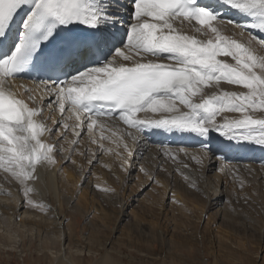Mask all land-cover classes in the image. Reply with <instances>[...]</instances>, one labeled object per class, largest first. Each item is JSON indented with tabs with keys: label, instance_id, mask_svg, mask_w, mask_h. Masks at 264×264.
I'll return each mask as SVG.
<instances>
[{
	"label": "bare ground",
	"instance_id": "6f19581e",
	"mask_svg": "<svg viewBox=\"0 0 264 264\" xmlns=\"http://www.w3.org/2000/svg\"><path fill=\"white\" fill-rule=\"evenodd\" d=\"M128 1L130 0H92V3L99 9L100 13H102L96 28L101 32L98 47L106 58V61L101 64L99 62H94V55L91 53L90 49L85 48L84 50H81L76 60L77 68L70 76V80L91 68L102 67L111 62L115 57L116 52L124 48H120V46L118 47L121 43L120 40H122L121 33L125 30L130 31L131 25L135 22V2ZM196 1L200 2L201 7L210 10L221 21L213 22V26L218 27V32L211 33V29L207 30L208 34L204 31L197 32L196 28H203V26L199 25L195 20H184L181 22L179 18H173L169 20V23H171L173 27L172 34L187 35L202 43H206L208 39H212L216 42V37L219 36L222 41H228L229 43L235 41L243 45L245 48H250L252 54L257 60L264 58V44L259 43V41H264V28L254 26L261 23L260 17L253 15L250 12L242 11L229 3L228 0ZM35 5L36 0H32L31 4H26L24 10H21L19 15L15 17L13 21L14 29L9 31L5 40L9 50L17 44L16 41L24 34L25 21L34 11ZM148 22L152 23L157 21H155L154 18H148ZM164 32L167 33L168 29H164ZM253 38L255 42H253ZM21 43L22 42L18 45ZM221 46L223 47L225 45L222 43ZM168 55L169 54L164 53L162 56L158 57L160 60H157L156 57L145 54L142 62L153 61L167 63L168 61L166 60ZM8 58L9 56L0 57V62H3ZM134 58L139 59V57ZM217 59L231 65L236 64L235 59L223 54L219 55ZM121 62L127 66H131L132 63L131 61ZM253 71L257 75H264V69L259 66L253 69ZM200 87L201 91L198 92L196 96L191 97L192 102L194 103H202L204 99H209L214 95H222L224 93L247 94L250 92L249 89L242 85H236L227 81H213L210 84L202 85ZM2 88L11 92L16 99L21 100L28 109L36 110L37 114L33 117V120L37 124L43 126L38 138L41 143L48 146L50 143L48 142L49 138L45 126L46 122L44 123L40 117L41 103L42 100L51 101L53 97L57 98L54 93L50 92L43 84L18 78L8 79L7 82L2 85ZM58 101L64 103V112L67 108H69L68 111H72L70 108V102L66 101L65 98H57V102ZM53 105V103H50L49 107H53ZM176 106L179 109V113L160 111L152 112L151 110H144L137 112L134 119L136 121H151L162 118H171L177 114L189 111V108L186 105L181 104L179 101H176ZM58 108V112L54 111L56 116L60 115L62 112L60 106ZM75 114L79 120L76 121L72 119V114L70 115L69 113H66V119L64 121L65 123L69 121V125L71 127L73 126L75 129H73L74 132H70L71 142L75 139L78 141V138H76L77 132L91 123L87 114L83 112H75ZM245 115L251 116L253 119H264V108L253 105L246 113L225 109L216 115L215 124L223 125L228 121L242 119ZM92 119H95L96 122L90 128V131H92V133H99L100 136L97 134L96 138H94V136L89 140L88 138L81 139L83 141L82 143H85L86 148L89 149L87 151H89L88 153L93 157L92 159H94V156H98L96 153L98 154V151L101 149L105 150L106 155V153L108 154L111 151L116 153L117 147H119L117 149L123 147V151L121 150L119 154L122 153V158L124 160L123 168L124 170H127L129 169L128 166L131 162V157L128 153L133 151L132 155L136 161L132 163L131 168H133V165L135 166V163H140L139 169L142 171V174H146V176L148 174L152 175L153 178L156 179V182L163 186L160 190L163 194L160 196L159 200H152L155 204L157 203L161 205L159 202H163L162 199L167 195L169 196L170 193L176 204L178 202L186 203L188 206L194 207L200 214L205 210L212 209L215 204L220 206L217 214L219 213L223 220L226 219V223L232 221V215L235 214L234 208L237 207V204H247L250 207L256 205V203V206L260 205L258 202L259 197L262 196L263 198L264 195V145L241 140L239 138H229L214 129H210L208 134L204 136L190 130L164 128L153 125H143L140 128H137L125 123L120 116L114 118L92 117ZM110 132L117 138H113ZM254 135H258V133H254ZM105 137H107V139L111 138L112 140L105 141ZM121 140H126V143H124L125 141L121 142ZM139 140L142 142L140 144L141 146L137 144ZM31 143H34V141ZM96 144H98L97 148ZM50 145L52 146V143ZM61 146L59 147L61 148ZM44 151L46 155L50 157L51 162H49V160H43L40 163H37L35 165L34 173V176L37 178L28 179L22 183L23 187L21 192L20 190H17L15 186L7 184V182L5 185L0 183V225L9 226L14 224V222L16 224H21L23 228H26L27 225H29L28 227L31 229L30 232H33V230L36 231V239L42 245L43 254L48 253V251L44 250H51L57 255L58 259L56 264H76L71 252H69V254H72H70V257L72 256V261L68 256H63L66 251L65 248L63 249V241H66L68 238L71 240L75 231L74 225L71 222L65 226L67 218L63 211L65 207L71 205V193H73L72 191L77 185V181L80 180L83 171L85 170L86 172V168L84 167L85 169L81 170L80 163V171L76 176H73L66 170L59 174V161L54 159L52 151L47 152L46 149ZM67 153L65 149L63 150L62 148L60 154L64 160L67 159ZM140 159L141 161H139ZM90 160L91 158L89 157L87 161ZM76 161L77 160L73 161L72 159V162ZM102 162L106 166V169L102 170L101 173L96 176L98 178V184H103V188L108 186L105 184L106 178H109L114 172H118L116 177L118 183H121L124 175L123 173H120L121 169L117 166L118 163L116 162V164L114 161L107 160H102ZM108 164L113 165L114 169L108 170ZM1 168L3 167H0V171ZM212 172L214 173L211 175L210 173ZM4 173L2 174L0 172V175H2L3 178ZM55 176L58 181L59 179L61 181V187L59 189L54 183ZM108 181H110V179ZM111 188H113V186ZM115 189L116 191L119 190L117 188ZM242 190L247 191L245 196L240 194ZM84 193L85 192H83V194ZM83 194L80 195V198H84ZM251 197H253V199H251ZM150 200L151 199H149V202H151ZM118 206H120V210L124 209L122 201H120ZM181 209L182 208L177 206V212L187 216V220L181 222L184 217L181 218L175 213L173 219H175L177 225L184 224L183 230L187 233L183 235H191L194 232L191 228L193 225V222H191L192 219L189 217L188 213L182 212ZM231 212L233 214H231ZM133 213L136 215L137 212L133 211ZM138 216L139 214H137V218ZM162 216H165V214L163 213ZM229 216H231V218H228ZM199 217L200 216L197 218ZM211 219L209 217L208 222H210ZM249 219L250 216L247 217V220ZM109 222L110 221H108V223ZM249 227L253 229V226ZM214 229L217 233V237L229 238V234H231L229 233V230L223 229L220 226H216ZM8 237L10 238L11 236ZM9 242H11V247L13 241ZM80 242L85 244V246L88 245L89 251H93L94 246L99 244L103 249H106L100 262L97 264H122L121 260L117 259V257L119 258L121 255L114 256L113 254H115L116 250H113L112 247L109 248L107 241L99 243L95 239V236H92L91 234L89 237L83 236L82 241ZM29 243L34 244L32 234ZM159 264L167 263L165 261Z\"/></svg>",
	"mask_w": 264,
	"mask_h": 264
},
{
	"label": "snow or ice",
	"instance_id": "6c2138e0",
	"mask_svg": "<svg viewBox=\"0 0 264 264\" xmlns=\"http://www.w3.org/2000/svg\"><path fill=\"white\" fill-rule=\"evenodd\" d=\"M27 2L0 0V35H3L15 11ZM228 2L260 17L261 23L254 26L264 28V0ZM195 4L196 0H136L135 22L131 25L127 44L116 52L111 62L91 68L70 81L37 83L43 84L57 98H65L72 111L88 114L91 120L89 129L96 122L92 117L119 115L125 123L137 128L153 125L190 130L204 136L214 129L229 138L264 145V119L245 115L223 125L215 124L216 115L225 109L246 113L253 105L264 108V75L253 71L257 66L264 69V58L257 60L250 48L235 41H222L219 36L216 42L208 39L202 43L187 35L172 34L169 20L173 18H179L181 22L195 20L203 26L196 28L197 32L208 34V29L211 33L218 32V27L213 26L214 21L221 22L218 17L206 8L195 7ZM100 15L102 13L92 0H36L35 9L25 21L24 28L26 33L40 29L50 17L64 25L80 22L96 27ZM148 18L157 22L150 23ZM52 27L44 39L52 34ZM164 29L168 32L165 33ZM222 43L225 46L222 47ZM259 43L264 44V41ZM25 52L26 45L22 42L10 58L0 62V167L11 170L21 183L37 178L34 176L35 165L43 160L51 162L44 150L52 151L38 138L43 126L33 120L36 110L28 109L21 100L2 88L12 78V73L22 68ZM163 53L169 54L167 63L142 62L145 54L160 60L158 57ZM221 54L232 57L236 64L218 60ZM121 61L132 63L127 66ZM213 81L242 85L250 92L224 93L204 99L202 103L192 102L191 97L201 91L200 86ZM176 101L186 105L189 111L167 119H134L137 112L144 110L179 113ZM96 103L102 108L107 107L108 111L93 113L91 108ZM59 106L63 111L64 103Z\"/></svg>",
	"mask_w": 264,
	"mask_h": 264
},
{
	"label": "rangeland",
	"instance_id": "374dc122",
	"mask_svg": "<svg viewBox=\"0 0 264 264\" xmlns=\"http://www.w3.org/2000/svg\"><path fill=\"white\" fill-rule=\"evenodd\" d=\"M121 34L122 40H120L121 43L119 42L118 47L123 48L128 41L130 31L125 30ZM50 103L54 104L53 107H49ZM59 103L60 101L57 102L55 97L51 101L42 100L41 103L40 117L44 123L46 122L48 142L52 143V146L48 144L47 147H51L54 159L59 161V174L66 170L76 176L80 168H82L81 170L86 168V172L83 171L84 175L82 173V177L80 176L81 181H77V185L71 193V205L65 207L63 211L67 218L65 226L71 222L75 228L71 240L68 238L63 241V249H66L63 256H68L72 261V256L70 257L72 253L76 264L99 263L106 249H103L99 244L94 246V250L92 248L93 251H89V246H85L80 242L83 236L89 237L92 234L99 243L107 241L109 248L112 247L113 250H116L113 255H121L117 259L121 260L122 264H159L165 261L167 264H264V195L263 198L260 196L258 200L261 206H256L257 203L251 207L247 204H237V207L234 208L235 214L231 212L233 214L232 221L228 223H226V219H222L219 213L217 214L220 206L215 204L212 209L205 210L200 214L194 207L188 206L186 203L178 202L177 205L173 201L171 193L162 199L163 202H159L161 205L155 204L152 200H159L163 194V192H160L163 186L157 183L152 175L142 174L139 169L140 163H135V166L133 165V168H131L132 163L136 161L132 155L133 151L128 153L131 162L127 170L123 168L122 153L119 154L121 150L123 151V147L120 149H117L119 148L117 147L116 153L111 151L106 155L105 150L101 149L98 154L96 153L98 156H94V159H92L93 157L87 151L89 149L86 148L85 143H82V140L85 138L89 140L94 136L96 138L99 133H92L88 126L83 127L76 134L78 141L75 139L76 142H71L70 132H74L75 129L69 125V121L64 122L65 115L69 113L72 114V119L76 121L79 119L74 111H68L69 108L56 116L55 112L59 110ZM111 135L113 138H117L113 133ZM107 140L112 139L105 137V141ZM121 142L126 143V140H121ZM141 143L140 140L137 142L139 145ZM97 146L98 144H96V148ZM62 148L65 149L66 153L68 152L66 160L60 154ZM89 157L91 160L87 161ZM72 159L77 161L72 162ZM102 160L118 163L117 166L121 169L120 173L124 175L121 183H118L116 177L118 172H114L113 175L106 178L105 184L108 185L105 187L106 189L102 187L103 184H98L96 176L106 169ZM107 169H114L113 165L108 164ZM0 172L2 174L5 172L4 178L0 175L2 185L7 182V184L15 186L21 192L23 184L13 175L11 170L6 171L3 167ZM214 172L210 174L212 175ZM56 176L58 177L57 174ZM56 176L54 183L59 189L61 181L60 179L58 181ZM109 179L111 182L108 181ZM112 186L113 188H111ZM115 188L119 190L116 191ZM83 192L85 193L83 194ZM246 192V190H242L240 194L245 196ZM81 194L84 198H80ZM149 199H151V202H149ZM120 201L124 206V209L121 210L118 206ZM177 206L182 208V212L188 213L192 219L193 225L191 228L194 232L191 235H183L187 233L183 230L184 224L177 225L175 219H173L175 213L181 218L184 217L181 222L187 220V216L177 212ZM133 211L137 212L136 215ZM163 213L165 216H162ZM137 214L140 217L137 218ZM198 216L201 218H197ZM249 216L250 219L247 220ZM209 217L213 219L210 222H208ZM228 218H231V216ZM106 219H109L110 222L108 223ZM0 226V264H56L58 259L56 253L51 250H44L48 253L43 254L42 245L36 239V231L30 232L29 225H27L28 228H23L21 224L14 222L9 226ZM216 226L229 230V233H231L229 238L217 237L214 229ZM249 226H253V229ZM31 234L33 235L34 244L29 243ZM7 235L11 237L9 238ZM9 241H13L11 247ZM69 252L71 253L69 254Z\"/></svg>",
	"mask_w": 264,
	"mask_h": 264
}]
</instances>
